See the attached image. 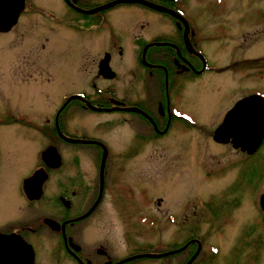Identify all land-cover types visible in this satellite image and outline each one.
I'll list each match as a JSON object with an SVG mask.
<instances>
[{
    "label": "rangeland",
    "instance_id": "1",
    "mask_svg": "<svg viewBox=\"0 0 264 264\" xmlns=\"http://www.w3.org/2000/svg\"><path fill=\"white\" fill-rule=\"evenodd\" d=\"M88 1L94 4L104 0ZM125 3L113 1L112 8L109 6L110 9L103 13L104 21L98 26L92 24L86 30L80 28L86 16L82 14H88V19L95 17H90L88 9L76 7V12L71 11L64 0H26L18 22L10 31L0 33V68L7 71L5 58L10 56L9 82L37 84L3 87L0 104L26 110L32 123L40 125L43 116L50 114V106L58 95L75 89L92 90L83 74L88 77V68L95 69L90 60L97 62L100 56L97 51L106 47L110 40L117 38L128 47L138 30L140 33L151 27L156 29L163 26L161 21H173L164 12L144 4ZM215 4V8L220 9L217 10L219 27L215 35L219 38L229 32L230 35L222 40L221 48L224 46V50L214 51L205 47L206 54L211 58L227 54L235 64L228 70L232 75L219 71L186 83L178 104L194 116V123L187 122L182 131L172 128L166 136L151 137L147 136L148 129L143 128V122L133 113L118 112L109 116L88 112L81 106L75 108V114L80 116L74 117V127L80 135L112 133L108 135L117 169L110 167L106 178L111 179L115 172L117 181L135 188L150 184L156 198V202L142 211L150 212L154 223H137L133 216L118 217L113 197L107 194L97 208L98 213L86 226L91 240L89 244L105 240L112 253L123 256L144 248L160 249L165 243L180 244L188 239L181 250L159 257L137 256L136 260L137 257H132V261L126 264H182L183 250L187 247L192 251L195 243L201 245V252L194 264H264V213L259 205L260 193L264 191V139L254 153L248 154L234 147L231 141L220 142L213 137L223 112L236 96L256 88L264 90V0H217ZM191 8L196 21L206 22L208 15L204 3ZM65 21H75V28ZM212 25L213 22H208L206 26ZM205 42L208 44L207 39ZM117 60L115 55L112 62L120 72L118 80L98 77L97 82L100 85L113 82L118 95L124 92L122 87L127 86L129 93L126 94L131 100L143 102L144 92L152 96L144 81L134 85L129 74L122 75L126 68L134 67L133 61L136 66L135 54L125 55L120 62ZM18 66L21 69L16 70ZM139 68L137 66L136 71ZM128 80L132 82L130 87ZM106 116L113 118L112 124L104 120ZM32 123L0 124V223L10 215L8 205L14 190L11 187L18 183L15 180L29 163L30 153L27 151L35 146V141H21L26 132L38 136L39 132ZM137 129L144 132L145 137L138 146L140 152H133L136 144L125 139L124 132L132 136ZM116 135L121 136L120 140L117 141L119 136ZM66 145L60 144L59 153L69 152ZM67 148L72 153L76 150L70 145ZM77 148L78 162L87 178L88 173L91 178H97V155H88L86 144H79ZM122 148L126 152L123 153ZM51 150L58 157L56 148L51 147ZM112 157L110 154L109 160ZM39 175V181H42L44 175L42 172ZM39 183L41 185L42 182ZM116 202L121 211L134 208L125 193H120ZM181 209L186 210L183 217ZM169 213L174 214V221L169 219ZM190 241L193 244L188 245ZM60 261L71 264L64 258Z\"/></svg>",
    "mask_w": 264,
    "mask_h": 264
},
{
    "label": "flooded vegetation",
    "instance_id": "2",
    "mask_svg": "<svg viewBox=\"0 0 264 264\" xmlns=\"http://www.w3.org/2000/svg\"><path fill=\"white\" fill-rule=\"evenodd\" d=\"M113 1L117 0H104L94 4L88 0H64L67 8L75 12L76 7L91 10ZM147 1L158 3L167 9L176 11L185 21H181L164 12L169 17H172L173 21H161L164 23L163 26L160 25L156 29L151 27L148 30L140 31V33L138 30L133 35L128 47L123 46L122 42L117 38L110 40L106 47L104 46L103 49L101 48L102 50L97 51L100 52L97 62L90 60L95 64V69L88 68V77L82 73L84 80L87 84L89 82L91 86L89 89L92 90H88V88L75 89L58 95L59 98L57 97L56 101L52 102L50 106V114L43 116L40 125H36L35 122L32 123L31 116L26 110H15L11 105L0 104V124L13 122L18 125H29L32 123L33 127L39 132L38 136L27 132L22 135V142L35 141V146L30 151H27L30 153L28 157L29 163L26 168L21 170L15 180L18 183L11 187V190L13 188L14 190L10 194L11 201L8 205L10 215L5 222L0 223V264H30L31 251L32 264H64L60 261L61 258H64L65 262L70 261L71 264H115L123 258L152 250L144 248L130 252L127 255L117 256L115 252H111L105 240L89 244L91 240L88 238V232L86 233V226L98 213L97 208L107 194L113 197L112 202L115 205V213L118 217L131 218L133 216V218L138 220L137 223L147 221L150 224L154 223V216L150 212L142 211L147 206H150L151 203L156 202V198L150 188V184L135 188L130 184L117 181L114 178L115 172L112 175L110 174L112 176L111 179L106 178L110 167L113 170L117 169V160L115 155L112 157L110 135H108L112 133L108 132L107 135L105 133L103 136H98L88 132V134L80 135L77 128L74 127V117L80 116L75 114V108L81 106L88 109V112L109 116L111 113L118 112L123 114L133 113L143 122V128L146 127L148 129L147 136L163 137L172 128L182 131L185 129L187 122L194 123V116L191 115L188 109L178 104L182 92L185 91L186 83L205 74L218 73L219 71L228 72L232 75V72L228 70L233 69L235 63L231 56H226L227 54H222L219 58H211L205 51V47L213 48L214 51L224 50V46L221 48L222 40L230 35V32L223 38L215 35L219 27L216 19L219 14L217 13L220 11V9L215 8L217 0H214V3L212 0ZM202 3H204L208 17L206 22L201 21L199 23L191 15L194 11H192L193 8L190 9V6H196L197 8ZM176 5H180V7ZM143 6L148 7L146 5ZM110 7L112 8V6ZM110 7L90 15V17H99L97 19L95 17L88 19V14L79 12V14L86 15L85 19L81 21L84 24H81L80 28L83 27L88 30V26L92 24L98 26L100 22L104 21V11H107ZM200 15L202 14H198V16ZM17 22L7 30H0V33L10 31ZM65 22L75 28V21ZM208 22H213L212 27L208 28L206 26ZM206 39L208 44L205 42ZM127 54H135L137 64L135 66L133 61L134 67L126 68L122 75L129 74V80H133L134 85L144 81L146 89L151 92L152 96L144 92L142 96L143 102L131 100L130 96L126 94L129 93L127 86L122 87L124 92L118 95L117 86L113 82L106 85H100L97 82L100 77L102 79H111L112 81L113 79L118 80L117 76L120 72L114 68L112 60L116 55L118 56L117 62H120L119 60L123 59ZM5 65L7 71L0 68V79L2 80L0 83V94L1 89L9 84H37L33 82L10 83L9 78H7L11 74L10 56L5 58ZM137 66L140 67L139 71H136ZM19 69L21 67L19 68L18 66L16 70ZM129 80L128 85L130 87L132 82L130 83ZM231 86L234 85L231 84ZM250 94H258L264 97V90L256 88L236 96L223 112L221 122L239 99ZM109 116L104 117V120L112 124L113 118H109ZM123 118L127 120V117ZM144 135L145 133L138 129L133 132L132 136L124 132V138H128L136 144L133 152H140L141 148H138V146L143 141ZM120 138L121 136L117 137V141ZM73 139L88 141H73ZM62 143L67 144L66 149H69V152L63 154L60 151L59 153V150H61L60 144ZM79 144L88 146V150H85L88 155H97L99 161L97 178H91L92 175L89 173L87 178L82 170L81 164L78 162L77 145ZM68 145L74 146L76 154L75 151L72 153L71 149L67 148ZM119 145L118 143L117 150ZM51 147L56 148L59 154L58 158L53 157L52 161L49 162L43 154L48 149L52 152L50 150ZM104 147L107 149V156L103 178L101 179V156ZM90 148H93V151ZM122 152L126 151L122 148ZM110 154L112 158L109 160ZM34 156H37V158ZM55 163L57 164L55 165ZM107 166L108 169L106 168V170L105 167ZM40 172L44 175L42 181L38 180V182H42L41 185L39 183L40 195L30 197L27 183H29L30 177ZM120 193L126 194L128 200L134 205L133 209L121 211L116 207V201ZM98 197L100 198L94 205ZM88 210L90 211L88 212ZM181 210L183 217L186 214V210ZM212 211L214 214L217 213L213 208ZM180 212L175 213L178 215ZM168 215L171 221L175 220L173 213ZM169 234L171 235L170 232ZM186 242H188L187 238L185 241L179 242L180 244L167 245L165 243L160 249L155 250L167 251L176 249L186 244ZM190 243L192 241L188 245ZM195 244L192 251H189L187 247L183 250L182 264L195 252L197 243ZM200 252L201 248L191 264L197 261ZM139 257L144 258L142 256ZM136 259L138 257L134 260ZM129 261H132L131 258L118 264H126Z\"/></svg>",
    "mask_w": 264,
    "mask_h": 264
},
{
    "label": "water",
    "instance_id": "3",
    "mask_svg": "<svg viewBox=\"0 0 264 264\" xmlns=\"http://www.w3.org/2000/svg\"><path fill=\"white\" fill-rule=\"evenodd\" d=\"M125 1H137V3H141L144 5L146 4L153 5L152 3H150V1H146V0H117L116 2H125ZM111 4H113V2L102 5L101 7L96 8V9L97 10L106 9L109 6H111ZM24 6H25V0H17L16 4L13 6L12 10L10 11L11 15L10 17H8L9 21H0V30L9 29L17 21ZM159 8L164 9V11L170 12L171 14H176L173 10H169L166 7L159 6ZM93 11L94 10H88V13H91ZM213 137L215 140L220 141V142L231 141L234 147H240L242 150L247 151L248 153H253L256 150V148L260 145V143L262 142L264 138V97L258 94H250V95H247L239 99L235 103V105L228 111V113L226 114V116L224 117L220 125L215 129ZM73 141H88V140L73 139ZM106 156H107V149L106 147H104L102 156H101V167H100L101 179L103 178ZM53 157H56V156L52 153V158ZM37 186L39 188V185ZM38 188L36 190H38ZM36 190H33V192H35V194L38 193L37 195H40V189L38 192H36ZM29 195L31 194L29 193ZM32 196L33 194L30 197ZM99 198L100 197H98L94 205L98 202ZM259 203H260L262 210L264 211V192H262L260 195ZM90 210H88V212ZM184 246L185 245L178 247L176 249H170V250L162 251V252L137 253L135 255L123 258L119 260L118 262H116L115 264L121 263L127 259H130L132 257H137V256H155V257L158 256L159 257L162 255L171 253V252L181 250ZM200 247L201 245L198 244L195 252L191 255V257L184 264H190L195 259V257L197 256L200 250ZM31 252H30V264H32V253Z\"/></svg>",
    "mask_w": 264,
    "mask_h": 264
},
{
    "label": "bare ground",
    "instance_id": "4",
    "mask_svg": "<svg viewBox=\"0 0 264 264\" xmlns=\"http://www.w3.org/2000/svg\"><path fill=\"white\" fill-rule=\"evenodd\" d=\"M16 1L17 0H0V21H9V19H8V17H10V15H11V13H10V11L12 10V8H13V6L16 4ZM126 3H136L137 1H125ZM140 2V1H139ZM143 3V2H142ZM150 3H152L153 5H155V6H153V5H149V4H146V6H148V7H150V8H152V9H155V10H157V11H162V12H165V13H168V14H170V15H172V16H174V17H176V18H178L179 20H181V21H183L181 18H182V16L179 14V13H177L176 11H175V13L176 14H171L170 12H167V11H164V9H161V8H159V6H161L162 7V5H160V4H158V3H155V2H151L150 1ZM158 6V7H157ZM164 7V6H163ZM109 8V7H108ZM91 10H94L93 12H91V14H93V13H96L97 11H99V10H103V9H91ZM51 150V149H50ZM43 156L50 162L51 161V158H52V152L51 151H49V149H48V151H45L44 152V154H43ZM39 174L37 173L36 175H34L33 177H31L30 179H29V183H27V186L29 187V191H30V194L32 195H34L35 194V192H33V190H36V188H37V185H38V183H35V182H38V180H39ZM31 182H34V183H31ZM33 186H35V187H33ZM38 194V193H37ZM37 194H35V196L37 195Z\"/></svg>",
    "mask_w": 264,
    "mask_h": 264
},
{
    "label": "trees",
    "instance_id": "5",
    "mask_svg": "<svg viewBox=\"0 0 264 264\" xmlns=\"http://www.w3.org/2000/svg\"><path fill=\"white\" fill-rule=\"evenodd\" d=\"M249 234V233H246V235ZM153 251H157V250H153ZM198 255V254H197ZM254 256V255H253Z\"/></svg>",
    "mask_w": 264,
    "mask_h": 264
}]
</instances>
